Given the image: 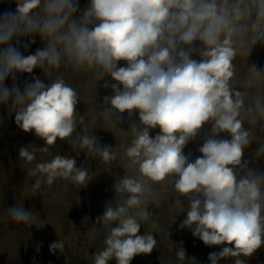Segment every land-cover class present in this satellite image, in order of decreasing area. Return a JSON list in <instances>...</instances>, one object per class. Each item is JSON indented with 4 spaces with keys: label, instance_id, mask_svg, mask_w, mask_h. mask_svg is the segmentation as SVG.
<instances>
[{
    "label": "clouds",
    "instance_id": "clouds-1",
    "mask_svg": "<svg viewBox=\"0 0 264 264\" xmlns=\"http://www.w3.org/2000/svg\"><path fill=\"white\" fill-rule=\"evenodd\" d=\"M15 4L14 11L0 13V104L11 102L15 124L45 141L40 148L22 146L20 159L31 164L58 138L103 163L123 151L125 172L114 186L115 204H107L94 222L99 227L93 233L106 235L92 264H131L135 256L150 254L157 239L152 231L139 234L142 222L154 216L149 205L159 208L173 193L187 213L180 230H192L206 246L224 245L209 254L210 264L229 257L247 264L264 246V171L250 166L264 158V69L247 63L252 49L264 44V0H90L82 12L79 0ZM37 35L45 46L24 55L21 38L35 43ZM120 61L126 66H118ZM36 68L50 83L33 77L21 91L16 73ZM69 68L90 74L96 84L105 77L116 82L114 95L104 97L111 107L101 115L117 126L113 109L129 118L138 112L139 127L132 124L127 133L119 128L131 137L127 145L102 147L92 133L74 135L85 115L78 114L79 94L61 72ZM10 76L13 86L7 87ZM205 126L210 135L192 162L184 149ZM253 142L258 147L248 153ZM27 175L36 178L33 193L58 179L80 187L92 179L76 159L60 154L36 163ZM180 197L188 198L187 209ZM6 211L15 224L38 223L23 201ZM158 227L151 222L152 229ZM64 247L59 239L49 250L63 253ZM185 257L183 248L176 250L178 264Z\"/></svg>",
    "mask_w": 264,
    "mask_h": 264
},
{
    "label": "rangeland",
    "instance_id": "rangeland-1",
    "mask_svg": "<svg viewBox=\"0 0 264 264\" xmlns=\"http://www.w3.org/2000/svg\"><path fill=\"white\" fill-rule=\"evenodd\" d=\"M89 3L90 0H79L80 12ZM15 7V0H0V13L14 11ZM34 39L35 43H30L29 38H21L18 47L24 55L34 54L37 49H43L45 46L38 35ZM194 58L199 59L198 56ZM247 63L249 66L255 65L264 69V44H257L252 49ZM118 66H126V63L120 61ZM61 72L66 82L79 94L81 101L76 106L78 114L85 115L83 123L78 122L74 135L92 133L102 147L127 145L131 137L120 129L127 133L132 124L139 127L138 112H134L129 118L127 112L120 114L113 109V120L117 126L101 115L102 109L111 107L104 103V97L114 95L111 84L116 82L110 77H105L96 84L90 74L73 72L70 68L61 69ZM33 77L39 78L46 85L50 83L41 68L34 69L31 74L17 72L15 81L23 91L26 83L33 82ZM105 83H108L109 87H104ZM5 85L13 86L11 76L5 80ZM10 103L0 104V264H92V256L104 246L106 235L105 232L93 233V228L99 227L94 222L103 214L107 204H115L114 186L125 172L122 149L116 161L103 163L96 158L89 159L78 147L73 150L67 140L58 138L48 154L37 152L36 160L27 164L20 159L19 149L28 145L44 147L45 141L36 137L34 131L25 133L15 124V113L9 112ZM85 128L88 129L87 133L84 132ZM158 132L157 127L150 130V135L154 137ZM210 132V126H205L185 147L184 154L189 156L192 162L202 155L198 148ZM260 135L264 139V132ZM257 147L253 142L248 153H254ZM248 153L246 159H250ZM56 154L76 159L77 167L89 171L92 179L83 187L58 179L52 186L42 185L41 189L33 193L31 189L36 178L27 175L28 169L35 167L38 162L51 160ZM250 166L264 171V158L253 161ZM172 195L175 196V193ZM172 195H165L159 208L149 205V211H152L154 216L148 223L142 222L139 234L152 231L157 239V246L150 254L135 256L131 264H178L175 253L179 248H183L186 253L182 264H210L209 254L218 253L224 247L206 246L192 235V230H180L179 225L187 213L181 212L182 206L175 202ZM21 201L26 210L34 209L38 214L37 225H18L8 218L7 208ZM180 202L187 209L188 198L180 197ZM152 221H156L159 227L152 229ZM59 239L65 242L63 253L59 250L50 252L49 245ZM234 260V257L225 258L219 264H234ZM110 264H115V261H110ZM247 264H264V246L248 259Z\"/></svg>",
    "mask_w": 264,
    "mask_h": 264
},
{
    "label": "trees",
    "instance_id": "trees-1",
    "mask_svg": "<svg viewBox=\"0 0 264 264\" xmlns=\"http://www.w3.org/2000/svg\"><path fill=\"white\" fill-rule=\"evenodd\" d=\"M140 264H144V263L142 262V263H140Z\"/></svg>",
    "mask_w": 264,
    "mask_h": 264
}]
</instances>
